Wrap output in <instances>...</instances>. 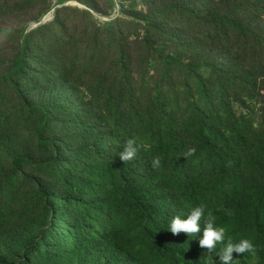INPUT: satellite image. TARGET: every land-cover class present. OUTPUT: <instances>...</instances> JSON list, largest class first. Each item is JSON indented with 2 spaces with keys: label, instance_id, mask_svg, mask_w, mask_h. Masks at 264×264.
I'll list each match as a JSON object with an SVG mask.
<instances>
[{
  "label": "trees",
  "instance_id": "trees-1",
  "mask_svg": "<svg viewBox=\"0 0 264 264\" xmlns=\"http://www.w3.org/2000/svg\"><path fill=\"white\" fill-rule=\"evenodd\" d=\"M0 40V264H264V0H0Z\"/></svg>",
  "mask_w": 264,
  "mask_h": 264
},
{
  "label": "clouds",
  "instance_id": "clouds-1",
  "mask_svg": "<svg viewBox=\"0 0 264 264\" xmlns=\"http://www.w3.org/2000/svg\"><path fill=\"white\" fill-rule=\"evenodd\" d=\"M138 151V145L135 138L128 139L124 150L120 153L119 158L124 163L135 158ZM196 153L195 148H189L185 153L184 157L188 158L194 156ZM153 168L160 167V159L156 158L152 161ZM206 206L201 204L193 208L186 219H182L180 216H176L172 219L170 225V231L173 235H179L185 233L189 236L193 234H199L201 231V221H203L204 231L203 238L199 240L201 248H205L208 252H211L217 245V243H224L226 238V228L223 226L216 225V217L212 212H208L205 216ZM223 211V209H218ZM231 215V211L227 212ZM256 247L252 240L243 238L238 242H233L231 239L227 240V244L221 251L219 257L221 264H233V253L245 254L249 253L252 257L256 255ZM209 264H214V261H209Z\"/></svg>",
  "mask_w": 264,
  "mask_h": 264
},
{
  "label": "rangeland",
  "instance_id": "rangeland-1",
  "mask_svg": "<svg viewBox=\"0 0 264 264\" xmlns=\"http://www.w3.org/2000/svg\"><path fill=\"white\" fill-rule=\"evenodd\" d=\"M58 1L59 0H53V4L58 6ZM35 15L36 14L33 13V14L28 15V16L22 17L21 19H19L17 21H14V19H13L11 22V25H12V27H14V26L21 27L24 24H27V27H35L36 25L39 24L38 22L33 21V18L35 17ZM52 18H53V13L50 12L42 19V22L49 21ZM0 42H1V40H0Z\"/></svg>",
  "mask_w": 264,
  "mask_h": 264
},
{
  "label": "water",
  "instance_id": "water-1",
  "mask_svg": "<svg viewBox=\"0 0 264 264\" xmlns=\"http://www.w3.org/2000/svg\"><path fill=\"white\" fill-rule=\"evenodd\" d=\"M76 5V6H79V7H82L79 3H77V2H68L66 5ZM46 22V21H45ZM37 26V25H36ZM35 26V27H36Z\"/></svg>",
  "mask_w": 264,
  "mask_h": 264
}]
</instances>
